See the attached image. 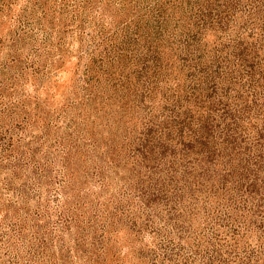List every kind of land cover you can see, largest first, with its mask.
<instances>
[{"label":"rangeland","instance_id":"obj_1","mask_svg":"<svg viewBox=\"0 0 264 264\" xmlns=\"http://www.w3.org/2000/svg\"><path fill=\"white\" fill-rule=\"evenodd\" d=\"M0 264H264V0H0Z\"/></svg>","mask_w":264,"mask_h":264}]
</instances>
